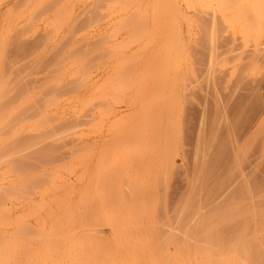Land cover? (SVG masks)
<instances>
[{
	"label": "rangeland",
	"instance_id": "1",
	"mask_svg": "<svg viewBox=\"0 0 264 264\" xmlns=\"http://www.w3.org/2000/svg\"><path fill=\"white\" fill-rule=\"evenodd\" d=\"M0 264H264V0H0Z\"/></svg>",
	"mask_w": 264,
	"mask_h": 264
},
{
	"label": "bare ground",
	"instance_id": "2",
	"mask_svg": "<svg viewBox=\"0 0 264 264\" xmlns=\"http://www.w3.org/2000/svg\"><path fill=\"white\" fill-rule=\"evenodd\" d=\"M195 222H192V224H194ZM190 226H189V225ZM188 224H184V226L185 225H187L188 227H186V228H190V227H192V231L191 232H193V231H195V233L199 230H201V229H199V228H196V225H194L195 227L193 228V226L191 225V223H188ZM197 224V223H196ZM184 226H180V230H179V233H181L182 234V232H180V231H184V230H186L185 229V227ZM181 228H182V230H181ZM202 228V227H201ZM191 229V228H190ZM195 229V230H194ZM196 229H198V230H196ZM203 229H206L205 227L203 228ZM190 231V230H189ZM189 231H185L184 232V235L185 234H187L186 236H190L191 235V233H190V235H188L189 234ZM198 231V232H199ZM203 231V230H202ZM205 231H207V230H205ZM186 232H188V233H186ZM197 232V233H198ZM194 233V234H195ZM200 233H205V232H201L200 231ZM208 233V232H207ZM206 233V234H207ZM193 234V233H192ZM205 234V235H206ZM183 234L181 235V237H179V240L180 239H182L183 238V236H184ZM204 235V234H203ZM208 235V234H207ZM179 236H180V234H179ZM192 236V235H191ZM184 238H185V236H184ZM183 238V239H184ZM188 239H190V238H188ZM204 239V238H203ZM201 240L202 242H197V241H199V239L197 240V239H193L194 241H190V240H186V238L182 241H180V243H178V245H179V253L181 254V255H187V254H189V253H191V254H197L198 255V258H200V257H207V256H209V255H211V254H216V253H219L220 251H218V249L216 248V243L214 244V241H211V243L210 242H208L209 240ZM205 239H207V238H205ZM195 240H196V242L197 243H195ZM177 242H178V240H177ZM216 242V241H215ZM219 243H221V242H219ZM231 244H234V243H231ZM231 244H229V243H227V245H228V248H229V245H231ZM234 245H232V246H230L231 248L233 247ZM227 248V249H228ZM238 249H240V247L238 246L237 247ZM226 250V249H225ZM224 250V251H225ZM239 251V250H238ZM226 252V254L228 255V256H230L231 255V253L232 252H235L236 253V248H235V250H227V251H225ZM187 253V254H186ZM234 253V254H235ZM238 254H239V252H238ZM221 255V254H220ZM211 256H213V255H211ZM218 256V258H220V256L219 255H217ZM236 256H237V253H236ZM237 257H239V256H237ZM213 259V258H212ZM214 259H216V256H214ZM221 259V258H220ZM219 259V260H220ZM201 260V259H200ZM218 260V259H217ZM218 260V261H219ZM222 261V260H221ZM220 263V262H219Z\"/></svg>",
	"mask_w": 264,
	"mask_h": 264
}]
</instances>
